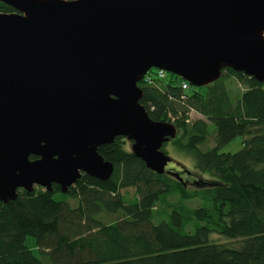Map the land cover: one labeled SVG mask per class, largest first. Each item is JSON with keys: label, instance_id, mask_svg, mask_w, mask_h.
<instances>
[{"label": "water", "instance_id": "obj_1", "mask_svg": "<svg viewBox=\"0 0 264 264\" xmlns=\"http://www.w3.org/2000/svg\"><path fill=\"white\" fill-rule=\"evenodd\" d=\"M0 202L106 181L116 138L162 175L174 125L153 122L152 69L201 88L231 69L264 84V0H0ZM35 157L31 160L30 157ZM179 181L178 173L168 172Z\"/></svg>", "mask_w": 264, "mask_h": 264}, {"label": "trees", "instance_id": "obj_2", "mask_svg": "<svg viewBox=\"0 0 264 264\" xmlns=\"http://www.w3.org/2000/svg\"><path fill=\"white\" fill-rule=\"evenodd\" d=\"M13 12L0 2V13ZM229 78L243 88L236 102L228 95ZM182 81L170 73L152 83L143 79L140 104L153 122L174 125L175 149L220 182L188 190L168 172L147 169L126 140L116 138L98 148L114 168L108 180L82 175L66 194L53 185L52 191L19 190L15 200L0 202V264H264V84L228 68L202 88L182 91ZM193 111L204 120L190 121ZM238 136V152L219 153ZM197 197L208 202L189 211L191 233L182 232L175 209L168 221L153 222L160 200ZM213 234L239 245L212 240Z\"/></svg>", "mask_w": 264, "mask_h": 264}, {"label": "rangeland", "instance_id": "obj_3", "mask_svg": "<svg viewBox=\"0 0 264 264\" xmlns=\"http://www.w3.org/2000/svg\"><path fill=\"white\" fill-rule=\"evenodd\" d=\"M155 69H152L154 71ZM227 91L229 98L232 102H236L243 91L242 86L239 85V83L234 80L233 78H229L225 81ZM202 88V87H201ZM192 90H189L187 93H190ZM204 120L202 116L195 113L194 111L190 113L189 120L195 121V120ZM214 133V126L212 124H209V135H213ZM127 148L130 150V142L127 141ZM213 143L209 142L206 146L211 147ZM242 148V137L238 136L234 138L231 142L223 146L219 153H236ZM163 150L166 151L167 155L171 159V162L166 166V170L168 172L172 173H178L179 176L182 178L183 182L185 183V187L188 188V190H194L196 188L203 189L208 186V184H214L219 183L220 181L215 178L214 176L210 175L209 173H203L198 171L194 166L193 159L186 155L183 152L178 151L173 146L172 142H168L163 146ZM197 182L205 183L206 186H200L196 184ZM128 195H132L134 190L128 189L124 191ZM123 192V193H124ZM56 199L60 197V194H56L54 196ZM208 200L206 198L197 197L192 198L189 200H180L176 198H170L166 201L160 200L157 204V211L154 214L153 222L155 224L161 222V221H168L169 215L173 209L177 210L179 214L182 217L183 221V230L182 232L185 233H191L193 231L192 223L188 220L189 211L193 210L197 207H201L206 205ZM71 205H75V201H71ZM115 216L108 217L109 222L115 221ZM211 239H215L217 242L223 243L226 242L228 245L236 247L239 245V241L235 240H225L219 235L213 234L211 236ZM30 241V240H29Z\"/></svg>", "mask_w": 264, "mask_h": 264}, {"label": "built area", "instance_id": "obj_4", "mask_svg": "<svg viewBox=\"0 0 264 264\" xmlns=\"http://www.w3.org/2000/svg\"><path fill=\"white\" fill-rule=\"evenodd\" d=\"M153 72H148L143 79H145V81L147 83H152L153 79H158V80H165L166 76H167V72L163 71V70H158L155 69L154 73ZM180 88L182 91H187L189 89V84L185 81H182V83L180 84Z\"/></svg>", "mask_w": 264, "mask_h": 264}]
</instances>
